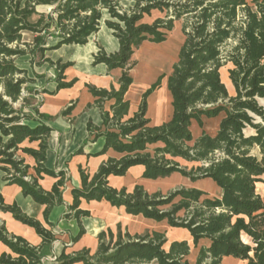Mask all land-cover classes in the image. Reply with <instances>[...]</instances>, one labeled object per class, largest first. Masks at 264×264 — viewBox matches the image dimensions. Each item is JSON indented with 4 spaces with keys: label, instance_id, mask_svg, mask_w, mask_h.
I'll use <instances>...</instances> for the list:
<instances>
[{
    "label": "trees",
    "instance_id": "1",
    "mask_svg": "<svg viewBox=\"0 0 264 264\" xmlns=\"http://www.w3.org/2000/svg\"><path fill=\"white\" fill-rule=\"evenodd\" d=\"M40 6L49 10L39 11ZM152 12L160 16L144 21ZM176 20H182L183 41L166 78L170 118L150 125L145 117L147 96L160 86L163 74L142 93L137 111L124 118L129 107L124 95L135 65L131 56L143 42L165 41ZM101 22L112 30L118 49L107 53L99 46L92 63L120 68L121 74L117 88L87 85L101 110V124L89 120L86 127L92 138L104 137L101 153L112 148L122 156L108 158L92 176L79 167L81 187L71 190L69 209L80 227L71 240L84 234L79 219L89 213L78 207L83 198L105 200L127 214L183 229L192 246L186 240L167 246L162 232L131 234L117 224L115 233L110 229L98 233L95 252L88 248L62 252L53 264H222L225 256L264 264V201L256 191L257 183L264 180V0H0V170L5 180L45 205L46 222L49 210L63 202L64 172L44 165L51 128L43 120L48 115L39 111V90L31 85L34 79L14 58L29 55L31 66L48 62L55 68L56 89L69 88L76 78L64 81L63 71L71 63L53 62L44 52L63 44H86ZM23 34H30L31 40L23 41ZM49 37L58 39L52 47L45 46ZM227 64L233 94L220 77V68ZM221 113L214 135L202 130L193 136V124L202 127L203 118ZM246 128L252 132L246 134ZM34 142L36 146L28 145ZM254 147L260 157L251 153ZM17 152L33 158L35 175ZM181 161L191 165L182 166ZM135 165L143 166L142 177L147 179L172 173L193 182L210 179L218 194L210 197L201 189L183 186L149 193L141 185L130 191L108 185L109 175L122 176ZM43 175L57 178L49 190L38 183ZM0 209L33 227L43 243L54 239L51 230L15 203L4 204L1 195ZM0 241L14 254L1 253L0 264H39V247L9 233L4 224H0ZM193 248L197 253L191 263L188 256Z\"/></svg>",
    "mask_w": 264,
    "mask_h": 264
},
{
    "label": "crops",
    "instance_id": "2",
    "mask_svg": "<svg viewBox=\"0 0 264 264\" xmlns=\"http://www.w3.org/2000/svg\"><path fill=\"white\" fill-rule=\"evenodd\" d=\"M57 41V38L49 37L46 40L45 46L52 47ZM144 43L159 46L163 44V42H143L141 45ZM99 46L107 53L114 52L118 49V41L112 35V30L107 28L103 22H101L99 30L92 34L88 42L84 45L63 44L56 49L45 50V58L53 62L59 60L60 63H71V65L67 66L63 71V76L65 77L64 81L76 78V82L71 87L58 90L56 89L57 82L55 80L54 66H50L48 62L31 66L29 56L27 58L21 57L23 58V67L20 68L27 70L28 77L34 79L31 85L39 90V93L36 94V97L41 99L39 111L48 115V119L43 120V122L51 128L50 135L47 138L44 165L46 168L53 169L56 172H64L65 182L62 191L63 202L59 205H54L49 210L46 222L43 217L45 205L35 202L28 195H24L20 186L17 184L8 183L7 180H5V173L0 170V195L3 199V203H15L22 213L38 220L44 228L51 230L54 233V239L49 243H43L41 237L35 232L33 227L16 220L10 212L1 209L0 224H4L9 233L21 236L31 245L39 247V264H53L51 258L58 257L62 252L65 254H73L83 248H88L91 253H93L98 244V233L107 231V229L115 233L117 224H120L121 227L123 226V229L131 234L140 233L139 231L130 230L129 221L131 218H141L144 220L141 216L127 214L122 207L112 206L105 200L87 201L80 198L79 209L87 211L89 214L81 216L79 219L84 229V234L76 241L71 240L72 237L78 234L80 227L74 216V211L69 209L73 200L71 190L81 187L79 167L84 169L89 176H92L97 171L98 167L108 158H119L122 156V154L115 152L112 148H108L101 153L105 142L104 137L99 136L92 138L86 127L89 120L95 126H100L101 124V110L94 104L96 97L89 92L87 85L96 89H108L111 85L117 88L118 78L121 74L120 68L108 69L104 63H92L93 55L97 52ZM149 57L152 58L148 59ZM157 59L156 54H150L145 58V63L152 65L154 69V73L149 79L140 80L136 75L134 76L130 70L132 83L124 95V98L129 101V107L124 118L131 117L134 112L137 111L142 93L160 75L157 74L156 77L150 81L156 72L153 63ZM29 73L31 75H29ZM163 91L168 95L169 103L167 104L162 103L160 100ZM134 92H136L135 95H133ZM146 103L145 117L149 119L150 125L161 124L170 118L172 113L171 96L166 87V79L163 82L161 80L160 86L147 96ZM105 105H108V103ZM67 108H69V110L67 113H64ZM222 116L223 114L221 113L215 117L217 119L211 133L205 132L214 135L218 129V124ZM6 139V137H3L4 141ZM28 145L34 147L36 143L34 142ZM79 149L82 150L80 153L77 152ZM16 156L24 158L25 162L30 165L28 172L35 175L32 168L34 165L33 158L21 152H17ZM143 170V166L135 165L128 168L126 173L122 176L109 175L107 177L108 185L116 189L125 187L129 191L132 190L135 185H141L143 189L149 193L157 191L149 189H156L153 187V184L158 179L163 178H143ZM173 174L175 173L171 175ZM56 180L57 178L55 177L43 175V177L38 180V183L44 190H49ZM201 180L209 182L212 186L211 189H218L210 179ZM193 187L201 189L197 186ZM256 191L264 201V183L259 184V186L256 187ZM124 214L127 216L129 215V217H124ZM66 215H68V217ZM184 238L185 239L179 240H186L188 244L192 246L189 234L188 237ZM202 243H205V241H202L201 244ZM1 253L14 256L11 250L0 241V254ZM196 253L197 249H191V254L188 256V260L191 263L195 260ZM226 257L230 256L223 257L222 264H224ZM231 260L233 261L231 264H236L234 262L246 264L245 260L238 259L239 261H235L237 258L230 259L228 264ZM73 264L82 263L75 262Z\"/></svg>",
    "mask_w": 264,
    "mask_h": 264
},
{
    "label": "rangeland",
    "instance_id": "3",
    "mask_svg": "<svg viewBox=\"0 0 264 264\" xmlns=\"http://www.w3.org/2000/svg\"><path fill=\"white\" fill-rule=\"evenodd\" d=\"M123 7H128L129 3L126 1H122L121 2ZM39 11H48L49 7L46 6H40L38 7ZM106 16V15H105ZM104 16V17H105ZM160 16V14L158 12H152V14L150 16H145L144 17V21L150 22L152 21L154 18ZM35 16L32 17L33 20H35ZM181 27H182V20H176L173 23V28L172 30L167 34L166 37V42L163 41L162 45H154V44H150V43H144L143 45H141L140 47H138L132 56V61L135 62V65L132 67L131 69V73L135 76L138 75L141 70L142 67H150L152 73H154V69L152 67V65L150 64H146L145 63V58L146 56L150 55V54H156L157 55V60H155V62L153 63V66L156 68V72L153 76V78L150 80L152 81L157 74H163L164 77L162 79V82L165 81V79L167 78V75L170 73L171 71V66L172 64L176 61L177 59V53L179 50L180 45L182 44L183 41V34L181 31ZM31 40V35L30 34H23V41H30ZM93 40V38H92ZM29 55H23V56H18L14 58V61L16 63V65L20 68L23 67L22 65V59L21 57L27 58ZM150 59V57L148 58ZM230 65L227 64L223 67L220 68V77L221 80L223 81V83L225 84L229 94H233V88L230 84V81L227 77V69ZM27 72V70H26ZM28 73V72H27ZM29 75H31L29 73ZM153 75V74H152ZM28 76V75H27ZM149 81V82H150ZM148 82V83H149ZM136 92H134L133 95H135ZM36 99L40 100L41 99L39 97H36ZM160 100L162 103H169V99H168V95L163 91L161 93V97ZM19 103H15L14 107H18ZM24 111L28 112L29 109L25 108ZM217 118H203V124L202 127H198L196 124H193L191 127L193 136L196 137L197 134L204 130L207 132H212L213 127L215 126V122H216ZM252 130L249 128L245 129V133H251ZM251 153L253 155H256L257 157H260L259 153H258V149L257 148H252L251 149ZM182 166H190L191 163H187L184 161L180 162ZM261 179H264V175L261 176ZM264 183V180H261L259 183H257V186H259V184ZM193 187V186H197L200 187L202 191H204L205 193L208 194V196L213 197L216 196L218 194V189H211V185L209 184V182H207L206 180H198V181H191L189 178L186 177H182L180 174L175 173L169 177H165L163 179H158L154 184L153 187L156 189H149V190H160L161 192L165 193L169 190L175 189V188H179V187ZM124 217H129V215H125ZM129 227L131 231H139L140 233H144L146 231H158V232H162L164 233V237L168 240L171 237H175V239H185L180 237V235L183 233V229H172L170 226H168L164 221H160V222H155V221H150V220H143L141 218H131L129 221ZM122 231L123 226L121 227ZM125 231V230H124ZM230 259H225L224 263L228 264V261ZM237 261V260H235ZM233 261L231 260L229 262V264H231ZM236 264H239L238 262H234Z\"/></svg>",
    "mask_w": 264,
    "mask_h": 264
},
{
    "label": "bare ground",
    "instance_id": "4",
    "mask_svg": "<svg viewBox=\"0 0 264 264\" xmlns=\"http://www.w3.org/2000/svg\"><path fill=\"white\" fill-rule=\"evenodd\" d=\"M152 57H150V59H151ZM152 71H151V68L150 67H142V70H141V72L138 74V75H136V77L138 78V79H140V80H146V79H149L151 76H152ZM172 229H175V228H172ZM180 237H182V238H184V237H188V233H187V231H183V233L180 235ZM177 240H179V239H177ZM225 259H233L232 257H226ZM237 261H239L238 259H237ZM225 264V263H224Z\"/></svg>",
    "mask_w": 264,
    "mask_h": 264
},
{
    "label": "water",
    "instance_id": "5",
    "mask_svg": "<svg viewBox=\"0 0 264 264\" xmlns=\"http://www.w3.org/2000/svg\"><path fill=\"white\" fill-rule=\"evenodd\" d=\"M175 237H171L167 240V246L172 242V241H175Z\"/></svg>",
    "mask_w": 264,
    "mask_h": 264
},
{
    "label": "built area",
    "instance_id": "6",
    "mask_svg": "<svg viewBox=\"0 0 264 264\" xmlns=\"http://www.w3.org/2000/svg\"><path fill=\"white\" fill-rule=\"evenodd\" d=\"M51 262H55V257H52L51 258Z\"/></svg>",
    "mask_w": 264,
    "mask_h": 264
}]
</instances>
